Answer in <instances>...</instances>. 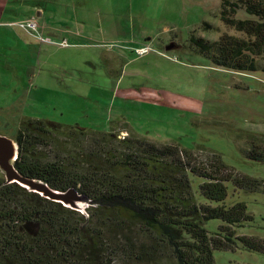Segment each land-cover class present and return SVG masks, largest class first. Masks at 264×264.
Segmentation results:
<instances>
[{
	"label": "rangeland",
	"instance_id": "obj_1",
	"mask_svg": "<svg viewBox=\"0 0 264 264\" xmlns=\"http://www.w3.org/2000/svg\"><path fill=\"white\" fill-rule=\"evenodd\" d=\"M222 1L0 0V134L15 139L22 119L33 118L140 135L200 159L217 153L237 173L264 180V163L244 155L252 145L264 150V73L213 67L190 47L193 33L211 42L245 37L221 20ZM28 20L42 39L21 29ZM144 47L147 55L133 53ZM244 202L254 221L238 235L264 239V197ZM215 262L264 264V255L238 247L215 252Z\"/></svg>",
	"mask_w": 264,
	"mask_h": 264
},
{
	"label": "trees",
	"instance_id": "obj_2",
	"mask_svg": "<svg viewBox=\"0 0 264 264\" xmlns=\"http://www.w3.org/2000/svg\"><path fill=\"white\" fill-rule=\"evenodd\" d=\"M220 13L245 37L211 42L193 33L192 50L216 68L264 73V0H223ZM15 139L16 169L96 206L87 218L1 178L0 264H216L215 252L238 247L264 255V239L237 230L254 221L244 198L264 197V180L237 173L217 153L200 159L140 135L33 118L22 119ZM246 151L264 163L259 145ZM211 220L222 222L219 231L207 230Z\"/></svg>",
	"mask_w": 264,
	"mask_h": 264
},
{
	"label": "water",
	"instance_id": "obj_3",
	"mask_svg": "<svg viewBox=\"0 0 264 264\" xmlns=\"http://www.w3.org/2000/svg\"><path fill=\"white\" fill-rule=\"evenodd\" d=\"M175 49V43L167 46V51ZM19 143L16 139L0 134V170L5 176L6 184H18L27 191L39 194L45 199L60 203L64 207L80 212L87 218L88 209L96 203L79 194L75 189L67 191L50 187L46 182L26 176L15 167L19 157Z\"/></svg>",
	"mask_w": 264,
	"mask_h": 264
},
{
	"label": "built area",
	"instance_id": "obj_4",
	"mask_svg": "<svg viewBox=\"0 0 264 264\" xmlns=\"http://www.w3.org/2000/svg\"><path fill=\"white\" fill-rule=\"evenodd\" d=\"M21 29L28 33L31 34L35 37L42 39L41 35L38 33L39 32V25L37 24V22L31 20V21H24L23 23L20 24ZM62 45L66 46L67 45V40H63L62 41ZM136 53L139 56H145L149 53V48H142V49H138L136 51Z\"/></svg>",
	"mask_w": 264,
	"mask_h": 264
}]
</instances>
